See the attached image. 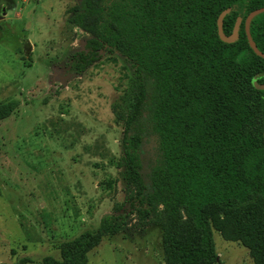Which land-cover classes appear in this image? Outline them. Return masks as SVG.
Segmentation results:
<instances>
[{"label":"trees","instance_id":"trees-1","mask_svg":"<svg viewBox=\"0 0 264 264\" xmlns=\"http://www.w3.org/2000/svg\"><path fill=\"white\" fill-rule=\"evenodd\" d=\"M264 0H80L70 20L90 34L70 56L74 73L104 53L124 56L133 77L114 107L122 122L121 177L129 214H108L95 231L60 244L42 264H86L107 234L159 224L164 264H216L213 230L239 241L264 264V58L248 43L244 20ZM237 17L238 38L222 41ZM249 31L264 52V11ZM17 102L0 104V119ZM147 125L156 137L148 181L141 173Z\"/></svg>","mask_w":264,"mask_h":264},{"label":"rangeland","instance_id":"rangeland-1","mask_svg":"<svg viewBox=\"0 0 264 264\" xmlns=\"http://www.w3.org/2000/svg\"><path fill=\"white\" fill-rule=\"evenodd\" d=\"M80 0H0V264L60 258V244L95 231L108 214H129L121 177L123 125L114 107L133 70L117 52L74 73L70 56L90 34L70 20ZM147 125L146 181L156 156ZM88 252L86 264H164L159 224L130 214ZM216 264H254L239 241L213 230Z\"/></svg>","mask_w":264,"mask_h":264},{"label":"water","instance_id":"water-1","mask_svg":"<svg viewBox=\"0 0 264 264\" xmlns=\"http://www.w3.org/2000/svg\"><path fill=\"white\" fill-rule=\"evenodd\" d=\"M263 11H264V6L252 10V11L246 16V18H245V20H244V26H245V32H246V36H247L248 43H249L250 47L253 49V51H254L257 55H259V56H261V57L264 58V52L260 51V50L257 48V46H256V44H255V42H254V40H253L252 37H251L250 31H249V27H250V23H251L252 18H253L255 15H257V14L263 12ZM229 12H230V8L228 7V8H226V9H224V10L219 14V16H218V18H217V31H218V35H219L220 39H221L222 41H225V42H233V41H235V40L238 38V30H239V27H240V23H241V21H242V18H241L240 16L237 17V19H236V21H235V24H234V26H233L232 32H231L230 34H225V33L223 32V19H224L225 15H226L227 13H229ZM1 18H2V17L0 16V19H1ZM259 88L264 89V84L259 85ZM263 135H264V131H263Z\"/></svg>","mask_w":264,"mask_h":264}]
</instances>
